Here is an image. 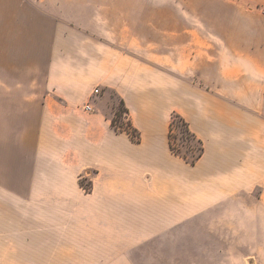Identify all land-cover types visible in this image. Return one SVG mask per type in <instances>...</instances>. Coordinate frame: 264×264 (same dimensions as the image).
<instances>
[{
	"label": "crops",
	"instance_id": "1",
	"mask_svg": "<svg viewBox=\"0 0 264 264\" xmlns=\"http://www.w3.org/2000/svg\"><path fill=\"white\" fill-rule=\"evenodd\" d=\"M255 1L0 0V180L93 175L100 213L77 229L97 264H232L218 250L264 233ZM120 105L138 142L111 127ZM173 115L194 164L170 150Z\"/></svg>",
	"mask_w": 264,
	"mask_h": 264
},
{
	"label": "rangeland",
	"instance_id": "2",
	"mask_svg": "<svg viewBox=\"0 0 264 264\" xmlns=\"http://www.w3.org/2000/svg\"><path fill=\"white\" fill-rule=\"evenodd\" d=\"M183 1L184 15L195 16L199 4L208 8L219 0ZM206 10H199L198 16L209 15ZM244 11L253 22L264 19V0H256ZM236 14V9L230 10L231 16ZM111 127L139 141L122 105ZM170 141L174 152L187 161L199 153L200 145L184 133L180 123H173ZM92 177L82 175L75 180L77 185H70L74 180H0V264H97L95 250L84 242L89 233L77 229L91 225L86 219L93 220L100 213ZM242 239V249L218 251L232 264H264V233L244 234Z\"/></svg>",
	"mask_w": 264,
	"mask_h": 264
},
{
	"label": "trees",
	"instance_id": "3",
	"mask_svg": "<svg viewBox=\"0 0 264 264\" xmlns=\"http://www.w3.org/2000/svg\"><path fill=\"white\" fill-rule=\"evenodd\" d=\"M176 122L181 124V126H182V128H183V130H184V133H185L189 138L195 140V141L200 145L199 153H198L195 157H193L192 160L187 161L184 157H181L182 159H184L185 161H187L189 164H194L195 161L198 160V158H200V156H201V154H202L201 143H200V141L196 140V138L190 133L189 128H188V125L186 124V122H184V120H182V119H181L179 116H177V115H173V116H172V118H171V123H170V129H169V145H170V150H171V152H172L174 155L180 157L179 155H177V154L174 152V150H173V148H172V146H171V141H170L171 127H172L173 123H176ZM132 134H133V133H132ZM134 134H137V132L134 131ZM138 140H139V137L136 138V141H138Z\"/></svg>",
	"mask_w": 264,
	"mask_h": 264
},
{
	"label": "built area",
	"instance_id": "4",
	"mask_svg": "<svg viewBox=\"0 0 264 264\" xmlns=\"http://www.w3.org/2000/svg\"><path fill=\"white\" fill-rule=\"evenodd\" d=\"M99 93V91H98V89L96 88L94 91H93V95H97ZM84 110L86 111V112H89V111H91V108H90V106L89 105H86L85 106V108H84Z\"/></svg>",
	"mask_w": 264,
	"mask_h": 264
}]
</instances>
